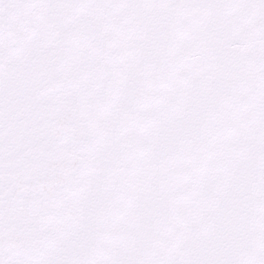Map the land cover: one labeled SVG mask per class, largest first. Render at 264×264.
<instances>
[{"label": "snow or ice", "instance_id": "1", "mask_svg": "<svg viewBox=\"0 0 264 264\" xmlns=\"http://www.w3.org/2000/svg\"><path fill=\"white\" fill-rule=\"evenodd\" d=\"M0 264H264V0H0Z\"/></svg>", "mask_w": 264, "mask_h": 264}]
</instances>
